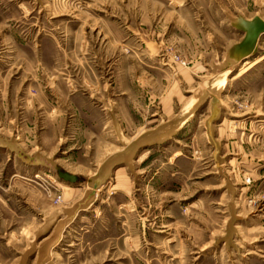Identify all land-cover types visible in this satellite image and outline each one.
<instances>
[{"label": "rangeland", "instance_id": "obj_1", "mask_svg": "<svg viewBox=\"0 0 264 264\" xmlns=\"http://www.w3.org/2000/svg\"><path fill=\"white\" fill-rule=\"evenodd\" d=\"M255 17L0 0V264H264V32L236 49Z\"/></svg>", "mask_w": 264, "mask_h": 264}, {"label": "water", "instance_id": "obj_2", "mask_svg": "<svg viewBox=\"0 0 264 264\" xmlns=\"http://www.w3.org/2000/svg\"><path fill=\"white\" fill-rule=\"evenodd\" d=\"M242 31L244 33V37L236 46V49L245 52L246 49H249L252 44H254L256 37L260 33L264 32V22L259 18L255 17L251 21L244 23ZM55 172L57 177L64 182L74 183L80 181L79 178L74 174L68 173L67 171H63L58 167H56Z\"/></svg>", "mask_w": 264, "mask_h": 264}, {"label": "bare ground", "instance_id": "obj_3", "mask_svg": "<svg viewBox=\"0 0 264 264\" xmlns=\"http://www.w3.org/2000/svg\"><path fill=\"white\" fill-rule=\"evenodd\" d=\"M257 18H258V17H257ZM259 19L262 20L261 18H259ZM216 102H217V96H214V97L211 99V101H210V104H211V106H212V107H211V110H213V113H214L215 110H216V109L214 108ZM220 104H221V103H220ZM222 166H223V165H222ZM224 169H225V168H224ZM221 172H222V171H221ZM221 172H220V173H221ZM225 175H226V174H225ZM226 178H227V177H226ZM227 179H229V177H228ZM230 187H231V186H230ZM231 202H234V201L231 200ZM233 205H234V204H233ZM229 206H230V208H232V204H230ZM233 214H235V213H232V215H233ZM233 216H234V215H233ZM236 216H237V215H235V217H236ZM234 219H235V218H234Z\"/></svg>", "mask_w": 264, "mask_h": 264}, {"label": "crops", "instance_id": "obj_4", "mask_svg": "<svg viewBox=\"0 0 264 264\" xmlns=\"http://www.w3.org/2000/svg\"><path fill=\"white\" fill-rule=\"evenodd\" d=\"M212 98H213V97H212ZM212 98H211V99H212Z\"/></svg>", "mask_w": 264, "mask_h": 264}]
</instances>
